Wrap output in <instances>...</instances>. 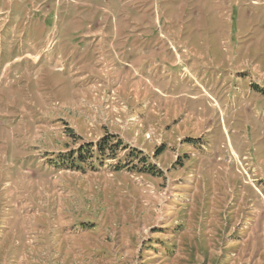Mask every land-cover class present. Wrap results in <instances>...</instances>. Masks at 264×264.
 I'll list each match as a JSON object with an SVG mask.
<instances>
[{
    "label": "rangeland",
    "instance_id": "374dc122",
    "mask_svg": "<svg viewBox=\"0 0 264 264\" xmlns=\"http://www.w3.org/2000/svg\"><path fill=\"white\" fill-rule=\"evenodd\" d=\"M258 89L264 0H0V264H264Z\"/></svg>",
    "mask_w": 264,
    "mask_h": 264
},
{
    "label": "trees",
    "instance_id": "16d2710c",
    "mask_svg": "<svg viewBox=\"0 0 264 264\" xmlns=\"http://www.w3.org/2000/svg\"><path fill=\"white\" fill-rule=\"evenodd\" d=\"M257 92L261 93L264 96V89H258ZM126 146H123L121 141L118 138L111 136H105L103 137L94 147L93 145H80L76 150V155L73 157L75 159V162L81 164V162L84 161V157L88 158H95V159H116L118 152L125 150ZM134 153H128L127 157H133L135 160L137 159V162L141 163L145 161V156L143 157H137V155H133ZM139 156V153H138ZM63 162V160H61ZM132 165L131 169H136L138 172L142 173L145 171L153 172L152 170H145L143 167H138L139 165ZM57 164V163H56ZM60 164V163H59ZM143 166V165H142ZM123 165L118 162L116 166H114L115 171H119L122 169ZM72 170L75 171H81L84 169L83 167L72 166ZM93 170V169H92Z\"/></svg>",
    "mask_w": 264,
    "mask_h": 264
},
{
    "label": "bare ground",
    "instance_id": "6f19581e",
    "mask_svg": "<svg viewBox=\"0 0 264 264\" xmlns=\"http://www.w3.org/2000/svg\"><path fill=\"white\" fill-rule=\"evenodd\" d=\"M232 100V99H231ZM241 109V108H240ZM234 113V112H233ZM216 144V143H215ZM235 159V158H234ZM218 160V159H217ZM236 160V159H235ZM241 166V165H240ZM242 167V166H241Z\"/></svg>",
    "mask_w": 264,
    "mask_h": 264
}]
</instances>
